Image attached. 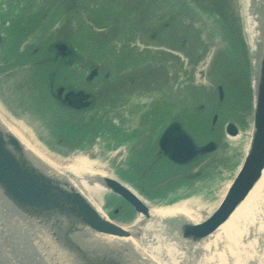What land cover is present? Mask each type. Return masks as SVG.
<instances>
[{
  "label": "rangeland",
  "instance_id": "rangeland-1",
  "mask_svg": "<svg viewBox=\"0 0 264 264\" xmlns=\"http://www.w3.org/2000/svg\"><path fill=\"white\" fill-rule=\"evenodd\" d=\"M246 9L245 0H0V109L62 162L98 160L152 206L197 201L211 213H200L202 224L240 174L254 131L258 70ZM58 43L71 54L57 56ZM59 87L85 90L94 103L66 107ZM176 121L217 149L191 166L172 164L159 139ZM229 123L241 139L227 136ZM117 205L114 197L105 204V218L132 227L136 211L126 224L110 218ZM259 212L246 224L263 234L246 246L248 264H264V204Z\"/></svg>",
  "mask_w": 264,
  "mask_h": 264
},
{
  "label": "water",
  "instance_id": "water-1",
  "mask_svg": "<svg viewBox=\"0 0 264 264\" xmlns=\"http://www.w3.org/2000/svg\"><path fill=\"white\" fill-rule=\"evenodd\" d=\"M55 48L62 56L68 55L66 44H57ZM95 75L96 70L92 72L91 78ZM63 91L64 88L58 89V95ZM219 91L222 98L221 87ZM90 97L83 90L69 91L64 103L74 110L86 109L91 105ZM226 133L231 138L237 137L238 127L229 123ZM159 146L164 155L178 165L191 164L217 149L214 142L199 147L193 136L177 122L165 129ZM263 168L264 44L255 90L254 136L243 169L212 217L202 224H184L179 230L182 238L197 243L215 232L246 198ZM102 182L108 188L115 189L138 213L149 216L148 207L128 188L108 178ZM6 209L10 214L17 213L16 217L21 223L27 225L30 222L32 226L49 233L50 239L56 244L54 246L65 252L72 264H134L131 256L126 258L122 253L115 252L110 243L103 242L104 238L99 237L124 239L137 237L138 233L127 231L101 216L77 188L65 179L48 174L41 163L25 150L19 139L0 125L1 213H6ZM124 254L131 255L126 250Z\"/></svg>",
  "mask_w": 264,
  "mask_h": 264
},
{
  "label": "bare ground",
  "instance_id": "bare-ground-1",
  "mask_svg": "<svg viewBox=\"0 0 264 264\" xmlns=\"http://www.w3.org/2000/svg\"><path fill=\"white\" fill-rule=\"evenodd\" d=\"M245 1L247 6L245 10L246 36L254 56V64L258 70L264 41V0ZM56 55L61 56L59 52ZM92 100L93 97L91 96L89 100L91 102L90 107L92 106ZM45 103L48 109L50 103L46 101ZM90 107L80 110H87ZM0 125L19 139L25 150L41 163L42 168L48 174L70 182L87 198L101 216L108 217L104 210L105 204L110 203L117 193L114 191L115 189L108 188L109 186H106L102 181L107 178L112 181L115 179L106 175L108 173L103 170L104 168L98 160L95 162L81 157L62 162L61 159L53 156L45 148L26 137V130L21 126L22 124L6 115L1 109ZM238 130V136L232 137V140L242 138V132L240 129ZM253 136L254 131H252V135L245 137V139H249L245 150H249L248 147H251L250 141ZM88 155L90 159L94 156L91 153ZM235 181L230 182L229 189L235 184ZM129 190L134 192L130 188ZM177 192L180 191L177 190L175 193ZM226 193H224L219 205L224 202L223 200L227 196ZM135 195L139 197L137 193ZM263 195L264 168L246 198L240 202L228 220L211 235L195 244L180 239L179 230L183 228L185 223L198 225L200 223V213L202 211L205 213L210 212L208 208L200 209L197 201L193 200H190L192 204L189 201H184L170 207H158L152 206L141 198L150 210V216L144 219L139 215L138 220L132 227L125 228L127 231H136L138 233L137 237L119 239L102 236L99 238H104L103 242L110 243L111 249L115 252L122 253L126 258L131 256L134 264H248L246 263L247 255L244 253V251L247 252L246 246H256L257 241H262L263 234L256 231L260 225H254L248 230L249 225L247 227L246 224L261 217L259 210L264 204ZM192 209L193 211H191ZM5 212L7 214L0 211V264H72L66 253L54 246L56 244L50 239L49 233L32 226L30 222H27V225L21 223L16 217L17 213L10 214L7 209ZM217 246L220 248L219 250L216 249ZM125 250L126 253H131V255L124 254ZM258 260L260 261V259ZM254 263L260 264L257 261Z\"/></svg>",
  "mask_w": 264,
  "mask_h": 264
},
{
  "label": "flooded vegetation",
  "instance_id": "flooded-vegetation-1",
  "mask_svg": "<svg viewBox=\"0 0 264 264\" xmlns=\"http://www.w3.org/2000/svg\"><path fill=\"white\" fill-rule=\"evenodd\" d=\"M60 100L63 101V98L61 97ZM93 100H92V104H93ZM178 123H180V125L182 126L183 129L184 126L182 125L181 122L177 121ZM186 131H188L189 133L193 134L191 131L185 129ZM114 201L116 202V204H118L117 206H113L110 207L109 210L112 212L110 217L111 219L115 218L117 219V221H121V220H126L125 223H119V224H126L127 222H129L131 220V215L134 213L135 214V210L134 208L120 195L115 194L114 195ZM108 216V215H107ZM114 220V219H113ZM118 221V222H119Z\"/></svg>",
  "mask_w": 264,
  "mask_h": 264
}]
</instances>
